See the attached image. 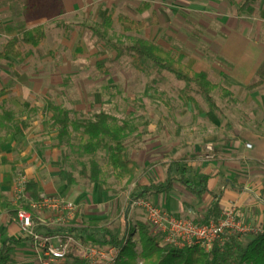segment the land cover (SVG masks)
<instances>
[{"label":"rangeland","instance_id":"374dc122","mask_svg":"<svg viewBox=\"0 0 264 264\" xmlns=\"http://www.w3.org/2000/svg\"><path fill=\"white\" fill-rule=\"evenodd\" d=\"M146 1L152 8L145 13L139 12L134 6L123 8L117 5L111 12L114 17L113 28L104 39L91 30L101 28L103 20H78L89 26L71 28L67 27L69 20L64 19L59 21L63 29L48 30V40L43 45L44 51L49 52L48 58L37 59L34 48L23 46V51L29 56L32 54V57L24 61L0 59V117L6 112H12L16 122L24 121L30 125L25 135L16 138L10 136L2 148L1 155L7 159V164L0 165L3 200L16 204L17 178L24 175L29 181H37L41 195L62 197L74 202L78 209L75 223L88 229L100 227L110 237L117 234L122 222L121 214L129 204L126 216L130 225L136 228L137 223L143 222L150 226L145 210L138 205L143 199L140 198L142 187L165 181L169 176L167 167L171 161L192 164V175L199 178L204 169L215 174L217 165L221 163V156L216 155L217 136H227L229 133L231 139H239L244 145L249 143L241 136L251 133L258 125L248 124L247 121L257 115V111L250 105L248 92H235L234 96H226L221 89L214 91L212 95L222 109V114H218L211 111L196 86L187 87L147 60H143L145 69L138 70L130 53L126 51L120 54L116 48L131 46L137 39L145 38L181 56L185 64H190L191 58H197L198 63H211L215 60L229 74L238 72L237 65H240V74H244L245 70L240 68L244 65L241 62L251 67L254 55L235 53L241 49L239 47L236 50L234 44L241 33L233 29L223 30L231 21L240 19L247 24L252 21L249 15L237 12L245 0H236L232 4L229 0ZM147 2L143 1L138 6ZM14 10L15 4L9 11L8 0H0V52L21 24L15 20ZM154 12L159 14L161 25L140 33H126L118 20L120 17H130L150 22ZM221 31L222 34L217 37V46L222 49L223 55L214 58L210 55V49ZM218 71L214 72V76H218ZM214 76H211L213 83L221 88L227 87ZM259 78L264 81V70ZM47 99L76 113L74 115L80 122L98 112L128 121L133 133L127 136L124 145L129 158L138 163L135 178L131 182L116 180L106 151L88 154L77 139L71 143H60L58 128L53 124L51 116L45 113ZM198 118L205 120L198 122ZM195 128L202 130L201 133L195 139H189L190 134L194 135L192 131ZM186 130L189 134H186ZM209 147L214 150V159L210 161L205 159ZM191 151H198L202 160H198V154L193 155ZM83 169L86 177H82ZM62 170L74 174L78 179L76 187H69L59 180ZM171 175L175 189L170 199L176 208L184 209L186 205H194L195 215L186 218L196 223H207L212 219L209 204H202L201 208L199 204H193L188 192L179 184V173L175 167L171 168ZM240 175L243 186L250 189L248 195L258 201L259 209L257 215L248 211V216H244L240 208L238 218L246 225L256 227L259 211L264 215V194L263 191L259 193L255 190V186L263 184L264 187V174L256 180L244 179V173ZM255 182L259 184L255 185ZM144 199L166 209V196H163L162 201L150 197ZM173 214L182 216L178 212ZM33 215L36 221L42 218L48 223L39 232L51 237L54 245L70 237L65 229L71 227L74 221L63 227L56 224L51 212L34 211ZM234 235L238 237V245L245 248L256 238L257 233L237 235L227 232L223 236L222 246ZM17 236H23L17 218L9 210L0 212V247L6 240ZM157 238L162 246L171 248L163 243L160 235ZM90 239L93 247L115 248L105 243L104 232L100 230ZM133 242L136 243L139 255L138 263L142 264L137 231ZM70 253L72 257L53 264H87L81 248L71 249ZM43 261V256L32 242L15 244L11 264H43Z\"/></svg>","mask_w":264,"mask_h":264},{"label":"trees","instance_id":"16d2710c","mask_svg":"<svg viewBox=\"0 0 264 264\" xmlns=\"http://www.w3.org/2000/svg\"><path fill=\"white\" fill-rule=\"evenodd\" d=\"M259 0H245L239 8L238 13L253 15V6ZM150 5L145 4L139 10L145 12L150 9ZM119 22L122 29L126 33H140L148 27V24L143 21H137L128 17H120ZM114 17L109 15L103 22L101 28H92L94 34L102 39L106 38L107 34L113 28ZM152 24H157L158 19L154 16ZM47 38V33L44 27H36L33 29L23 28L18 35L9 40L2 51L0 59L11 57L15 60L24 61L28 55L23 51V46L34 48L38 57H42L41 46ZM120 50V54L129 52L135 68L144 70L145 65L143 60H147L156 68L169 73L178 81L186 84L187 87L196 86L198 92L209 104L211 111L218 112L219 106L213 97V92L221 89L222 93L230 96L231 93L219 85L212 83L206 72L197 73L183 63L181 56H176L173 52L164 49L154 42L145 39H137L131 46L116 47ZM77 50H80L79 48ZM262 73V72H261ZM264 83L263 79L259 78L257 82L250 85L248 90L252 91L260 87ZM45 113L51 116L53 124L58 128V139L60 143L65 141L72 142L73 140L80 141V146L88 154H95L99 151L109 153V164L118 181L131 182L137 173L138 164L129 158L127 148L124 145V140L133 133L131 125L128 121L118 119L117 117L105 112L92 114L89 118L83 119L80 122L72 111L53 104L49 99L45 100ZM30 125L24 121L16 122L14 113L6 112L0 117V165L7 164L6 157L2 156V148L7 143L8 138L25 135ZM180 179L179 182L193 195H202L207 191V188L198 189L188 177V169L181 162L176 163ZM82 177L87 174L83 169ZM59 180L62 183L72 187L78 184V179L70 171L62 170L59 175ZM173 189L171 179L167 183H158L148 185L143 188L140 197H147L152 194L169 193ZM26 197L29 200H40L41 193L39 184L35 180L28 182L26 188ZM136 198V197H134ZM222 193L213 195V204L210 210L212 218L218 219L222 212L221 208ZM130 204L126 207L129 210ZM28 209L27 201H20L13 205L10 202L3 200L2 192L0 191V212L7 210L13 216H17L19 209ZM126 210L121 214L122 222L116 235L108 237L107 231L100 227L94 226L88 229L78 226L75 222L71 227L65 230L74 238L76 244L71 249L78 250V245L82 248L91 247L93 243L90 237L96 235V231L104 232L105 243L110 247L114 246L121 251L120 257L116 264H139V255L136 251V243L133 242L134 234L138 233L139 242L141 245L142 264H264V232L255 235L256 238L249 243L247 247L238 245V237L232 236L225 245L215 246L211 252H206L200 247H190L186 249H173L162 246L158 241V236L152 233L151 227L146 223H137V227H132L127 220ZM238 235V234H237ZM31 242V238L20 236L11 240H6L0 247V264H11L12 252L15 250V244ZM73 254H69L72 257Z\"/></svg>","mask_w":264,"mask_h":264},{"label":"crops","instance_id":"0c3cea01","mask_svg":"<svg viewBox=\"0 0 264 264\" xmlns=\"http://www.w3.org/2000/svg\"><path fill=\"white\" fill-rule=\"evenodd\" d=\"M143 1L147 2L146 0H8V3H9V11L11 10L13 4H15V10H14L15 16L14 17L16 21L21 23L19 26H17L18 28L17 33L13 35V37H15L18 35L19 31L23 28L33 29V28L42 26L45 28L47 34L49 32L48 31L49 29L58 31L59 29L64 28V26L60 23L64 19L69 20V22H67L68 24L67 27L79 28V27L89 26L88 23L78 22V20L88 21V22L92 20L105 21V19L109 15H112L111 12L115 9V7H117V5L123 8L134 6L135 8L139 10L141 7L145 5L144 4L142 6H138L140 3H143ZM229 1L231 2V4L236 2V0H229ZM146 4L150 5V7L152 8V5L150 3L147 2ZM241 6L242 4L239 6V8ZM239 8L237 9V12ZM253 8H254V14L249 15L252 18L251 22H248L247 24L245 21L238 19V21H231L228 24L229 26L226 28V30H223V31H227L229 29H233L237 31L238 33H241L237 36V38L234 41V44L237 47L236 50L239 47L241 49L235 53H242V54L248 53V54L254 55V61L251 67L249 64L241 62V64H244V65H241L242 67H240L242 70H245L244 74H240V70H239L240 65H237L238 72H236L235 74H229L225 70H223L220 66L221 64L219 62H216L215 60H213L214 62H211V63L210 62L209 63H205V62L198 63L197 58H191L190 64H186L188 67H190L192 70H194L197 73L206 72L209 76L210 81H211V76L212 75L214 76V72L216 70H219L218 76L216 75L214 77H216L218 80H221L224 83V85L228 87V88L224 87V89L229 91L231 93V96L235 92H241V91L248 92L251 98L250 105H252L254 111H257V115L252 116V118L247 119V121H248V124L258 125V127L254 129V131H252L251 133H244L241 136L242 139L249 142L248 144L251 143L250 144L251 148H247L248 144L244 145L243 143L240 142L239 139L237 140L231 139L228 133L227 136L225 135H221V137L217 136V139H216V142H217L216 143V151H217L216 155L221 156V163L217 165V171L215 174L211 172H207V170L204 169L203 172L200 174L201 177L195 178L192 175V164L186 165L188 169L189 179L194 183V185L198 189H203L204 187H206L207 191L202 195V197H199L198 195L191 194L180 182L179 184L181 185L182 188H184V190H186V192H188L193 204H199L198 207L200 208L202 204L203 205L209 204L210 206L209 214H210V210L213 204V195L220 194V193H222V199L220 203L221 208H222L221 214L223 213L225 209H227L228 207L232 205H235L237 209L241 208L240 210L244 216H248V211H251L252 214L257 215L258 213L257 209H259V206L257 204L258 201L252 196L248 195L247 191L248 190L250 191V189H248L245 185H244L245 187L243 186L242 184L243 180H241V175H240L241 173H244L245 174V176H243L244 179L249 180L253 178L254 180H256L257 178H261L262 174H264L263 173V170H264V83L260 87L252 91L248 90V87L250 85L258 81L259 75H261L262 70H264V0H259L253 6ZM145 12H141V13H145ZM154 16H156L158 19L157 24L151 23ZM103 21L101 22V24H103ZM137 21H143V20L138 19ZM143 22H146V21H143ZM146 23L148 24V27L145 30H147L150 27H159L161 25L159 14L157 12H154L150 22H146ZM12 28H16V27H12ZM173 31H175V28L173 29ZM221 34H222V31L216 36V39ZM247 35H250V36H247ZM46 40H48V36ZM217 42H218V39L216 42H213L214 46H211V49H210V55L214 58H217L216 55H219V54L223 55L222 49L221 50L218 49L219 47L217 46L218 45ZM43 45L44 46L46 45V41L44 42ZM43 45L41 46V51L43 53L42 57H38V53L35 50V56L37 59H40V60L46 59L49 56V52L44 51ZM30 57H32V54L30 56L28 55L26 59ZM218 57H221V56H218ZM8 58H11V57H8ZM232 87L235 89H232ZM218 106L220 110L217 113L222 114V109L219 104ZM202 120H205V119L198 118V122ZM201 131L202 130L197 129V128L193 129L192 132L194 135L192 136L190 134L189 139H195L196 135L201 133ZM185 132L186 134H189L188 130H186ZM218 133L220 132H217V134ZM213 152L214 150L212 152L208 150L205 156V159H207L208 161L213 160L214 159ZM191 154L193 155L198 154V160H202L200 158L201 154H199L198 151L197 152L191 151ZM208 156H211L212 158H208ZM177 162H178L177 160L171 161V165H168L167 167L169 176L167 177L165 181L158 182V183H167L168 179H171L173 183V179H172L173 176L171 175V168L175 167L177 169V172L179 173L177 165H176ZM190 176L192 177V179L190 178ZM179 179H180V174H179L178 181ZM158 183H150V184L143 185L142 192H143L144 187L148 185L158 184ZM256 184H259V183L255 182V185ZM76 186L77 185L72 186V187H76ZM174 189H175V186L173 183V189L169 193L152 194V195L147 196L146 198L150 197L152 199H155L156 201H162L163 196H166V201L164 204L166 205L165 210L171 212L172 214L174 212H178V214H182V216L180 217H185V218L186 216H189L192 214L195 215L196 210H195L194 205H186L184 209L176 208V206L174 205L175 204L174 201L170 199L171 197L170 195L173 194ZM255 190L259 191V193L263 191V194H264L263 184H259L255 186ZM253 192L255 191L253 190ZM142 198L144 199L145 197H142ZM97 200L98 199L96 197L95 203H97ZM77 214H78V210H77ZM77 214H76L75 219L77 218ZM257 220H258L257 221L258 226L256 227L258 228L261 227L263 229L264 228V215H262L260 211H259ZM78 226H81V225H78ZM18 237L20 236L13 237L12 239L18 238ZM79 248L83 250L82 246L78 245V249Z\"/></svg>","mask_w":264,"mask_h":264},{"label":"built area","instance_id":"2783aa9c","mask_svg":"<svg viewBox=\"0 0 264 264\" xmlns=\"http://www.w3.org/2000/svg\"><path fill=\"white\" fill-rule=\"evenodd\" d=\"M247 148H251L248 144ZM209 151H213L211 147ZM208 158H212L208 156ZM29 180L24 175H19L15 187L16 203L27 201L28 209H19L17 221L24 236L30 237L31 241L44 260L43 264L59 263L69 257L71 248L76 244L70 235L63 241L53 244V239L39 232L44 226H48L45 220L34 218V211H48L53 214L52 219L56 224L67 226L73 221L77 214V205L74 202L62 197H47L41 195L40 200H29L26 197V188ZM142 207L149 219L152 233L162 237L163 243L173 249H186L190 247H200L206 252H211L215 246H221L223 236L227 232L237 234L263 233L261 227H251L239 221V212L235 205L225 209L218 219H210L207 223H196L185 217H180L169 211L150 203L146 199H141L138 203ZM84 260L87 264H116L121 251L119 248L100 249L97 247H87L83 249Z\"/></svg>","mask_w":264,"mask_h":264}]
</instances>
